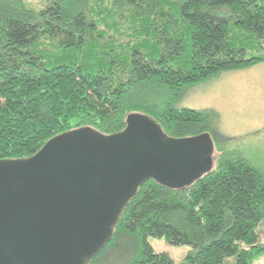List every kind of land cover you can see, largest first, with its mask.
I'll list each match as a JSON object with an SVG mask.
<instances>
[{"label": "trees", "instance_id": "trees-1", "mask_svg": "<svg viewBox=\"0 0 264 264\" xmlns=\"http://www.w3.org/2000/svg\"><path fill=\"white\" fill-rule=\"evenodd\" d=\"M263 60L264 0H0V158L79 126L119 131L131 112L168 136L207 132L212 168L183 187L143 181L87 264H253L264 254V162L213 107L180 103ZM148 236L189 250L175 262Z\"/></svg>", "mask_w": 264, "mask_h": 264}, {"label": "water", "instance_id": "water-1", "mask_svg": "<svg viewBox=\"0 0 264 264\" xmlns=\"http://www.w3.org/2000/svg\"><path fill=\"white\" fill-rule=\"evenodd\" d=\"M212 153L207 132L168 136L131 112L119 131L79 126L0 158V264H87L143 181L186 186L212 168Z\"/></svg>", "mask_w": 264, "mask_h": 264}, {"label": "rangeland", "instance_id": "rangeland-1", "mask_svg": "<svg viewBox=\"0 0 264 264\" xmlns=\"http://www.w3.org/2000/svg\"><path fill=\"white\" fill-rule=\"evenodd\" d=\"M40 1L31 0L36 5ZM223 74L190 88L180 104L213 107L219 112L222 129L234 137V142L251 158L264 162V60ZM147 241L155 251L166 252L175 262L189 250L187 244H171L163 237L148 236ZM253 264H264V254Z\"/></svg>", "mask_w": 264, "mask_h": 264}]
</instances>
